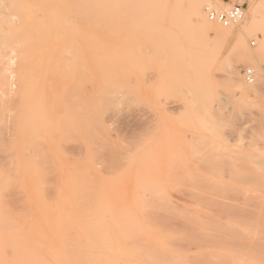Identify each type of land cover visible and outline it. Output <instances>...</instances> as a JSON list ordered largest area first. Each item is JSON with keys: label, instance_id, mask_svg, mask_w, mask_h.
<instances>
[{"label": "rangeland", "instance_id": "374dc122", "mask_svg": "<svg viewBox=\"0 0 264 264\" xmlns=\"http://www.w3.org/2000/svg\"><path fill=\"white\" fill-rule=\"evenodd\" d=\"M133 2L0 0V264H133L134 252L147 253L136 249L138 238L139 244H151L154 237L165 244V236L176 241L179 233L160 226H190L155 212L163 195L168 203L160 204L187 213L200 206L203 191L241 188L245 176L254 189L264 190V0ZM234 5L246 9L245 48L234 46L236 38L227 45L211 41L195 12L201 6L208 15ZM248 69L254 85L245 80ZM232 72L246 86V96L231 83ZM48 165L55 171L46 170ZM46 177L55 188H46ZM70 177L95 192L83 194ZM233 178L239 182L231 183ZM74 186L83 195L76 200L85 198L79 204ZM142 197V203L151 198L146 207L159 220L142 210ZM142 212L158 220L156 232ZM189 229L178 236L184 246L189 241L182 242L183 236L194 233ZM191 246L177 252L208 250Z\"/></svg>", "mask_w": 264, "mask_h": 264}, {"label": "bare ground", "instance_id": "6f19581e", "mask_svg": "<svg viewBox=\"0 0 264 264\" xmlns=\"http://www.w3.org/2000/svg\"><path fill=\"white\" fill-rule=\"evenodd\" d=\"M131 2V1H130ZM224 4H228V3H224ZM133 5L134 6H136V5H138L137 3H136V0H134V2H133ZM123 6V5H122ZM199 6V5H198ZM201 7V6H200ZM200 7H195V12H196V14H198V16H199V21H200V29L201 30H203V32H204V34L208 37V38H210V40L211 41H215V42H221L222 44H224V45H227V41H230L231 39H234V38H236L237 40H236V42H235V44H234V46H241V47H243V48H245V43H244V41L241 39L242 38V36L241 35H243L244 34V30H245V25H244V22L243 21H241V22H238V23H234V24H232V25H230L229 27H224L223 25H220V24H218V23H216V22H213V21H211L210 19H209V17H208V15H206L205 13H204V7H203V9L202 8H200ZM122 8V7H121ZM246 10V9H245ZM246 13V12H245ZM44 17H45V15H44ZM246 17V16H245ZM245 19V18H244ZM34 26H35V24H34ZM38 27V26H37ZM38 29H39V27H38ZM37 30V29H36ZM39 36L41 35V32L39 31ZM71 35V34H70ZM42 36V35H41ZM34 37V36H33ZM43 40V39H42ZM246 56L249 58V56L250 55H247L246 54ZM53 59H54V57H53ZM250 59V58H249ZM43 61V60H42ZM249 61V60H248ZM34 62V61H33ZM35 64V63H34ZM46 64V63H45ZM51 65H53V63L51 64ZM250 65V64H249ZM32 66H33V64H32ZM54 66V65H53ZM49 67V66H48ZM50 68V67H49ZM11 69V68H10ZM31 69H33V68H31ZM35 69V68H34ZM51 69V68H50ZM55 68H53V70H54ZM28 70V69H27ZM35 71H38V70H35ZM239 72V71H238ZM8 73V72H7ZM32 73V72H31ZM48 73V72H47ZM26 74H28V73H26ZM49 74V73H48ZM36 75V74H35ZM48 76V75H47ZM231 77H230V81H231V83L233 84V86L234 87H236L237 89H239L240 90V92H241V96L243 95V96H246V92L248 91L247 90V88H246V86H244L242 83H240V82H238V73L237 72H232L231 73V75H230ZM51 77V76H50ZM1 78V77H0ZM49 79V78H48ZM53 79V78H52ZM240 79H241V77H240ZM239 79V80H240ZM41 81V80H40ZM39 81V82H40ZM58 81V80H57ZM33 82V81H32ZM34 83V82H33ZM40 83H42V82H40ZM39 83V84H40ZM248 83V82H247ZM254 83V82H253ZM253 83H248V84H253ZM37 84H38V82H37ZM53 84V83H52ZM255 84V83H254ZM253 84V85H254ZM259 84V83H258ZM38 86H40V85H38ZM53 86V85H52ZM59 86V85H58ZM232 86V85H231ZM232 86V87H233ZM251 86V85H250ZM256 86H257V84H256ZM59 87H62L61 85L59 86ZM70 85H69V88L67 89V90H70ZM73 87V86H72ZM247 87H248V85H247ZM37 88H39V89H41V86L40 87H37ZM254 88V87H253ZM12 89H13V87H12ZM54 89V88H53ZM58 89H61V88H58ZM251 89V88H250ZM256 89V88H255ZM42 90V89H41ZM39 91V90H38ZM81 91V90H80ZM69 92V91H68ZM68 92H67V94H68ZM36 93H37V91H36ZM38 93H40V92H38ZM37 93V94H38ZM47 93V92H46ZM48 93H49V91H48ZM56 93H58L59 95H60V93H59V91L58 92H56ZM64 94V93H63ZM66 94V95H67ZM61 95H62V93H61ZM65 96V95H64ZM69 97V96H68ZM65 97H63V99H64ZM46 99V98H45ZM50 99V98H49ZM48 99V100H49ZM36 100V99H35ZM65 100H67V98L65 99ZM31 101H33V100H31ZM46 101V100H45ZM50 101V100H49ZM57 102V101H56ZM65 102V101H64ZM68 103V102H67ZM56 104V103H55ZM58 104H61V102H59ZM46 105V104H45ZM67 105V104H66ZM59 106V105H58ZM58 106L56 105V108L58 109ZM60 106H62V105H60ZM71 106V105H70ZM47 108V107H46ZM62 108V107H61ZM68 108H69V106H68ZM56 109V110H57ZM71 109V108H70ZM47 111V110H46ZM46 111H45V114H46ZM70 112V111H69ZM48 113V112H47ZM47 116V115H46ZM45 117V116H44ZM59 117V116H58ZM76 117H77V115H76ZM51 118H52V116H51ZM33 119V118H32ZM31 119V120H32ZM44 119H47L48 120V117H45ZM53 119V118H52ZM51 119V120H52ZM55 119V118H54ZM54 119H53V121H54ZM56 119H58V118H56ZM72 119H76V118H72ZM18 120V119H17ZM81 120V119H80ZM29 121V120H28ZM76 120H74L73 122H75ZM16 122V121H15ZM81 122V121H80ZM43 123V122H42ZM78 123H79V120H78ZM82 123V122H81ZM51 124V123H50ZM61 124H62V122H61ZM13 125H15V124H13ZM33 125H35V124H33ZM60 125V124H59ZM82 124H80V126H81ZM30 126V125H29ZM77 126V125H76ZM16 127V126H15ZM51 127H53V125H51ZM64 126L62 125V128H63ZM62 128H61V130H62ZM77 128V127H76ZM79 128V127H78ZM67 129V128H66ZM82 129H83V125H82ZM10 130V129H9ZM15 130V129H14ZM30 130V128L29 129H27L26 130V132L27 131H29ZM43 130V129H42ZM50 130V129H49ZM78 130V129H77ZM80 130V129H79ZM78 130V131H79ZM52 131V130H51ZM83 131V130H82ZM82 131H81V133H80V136H82L81 134H82ZM62 132V131H61ZM60 132V133H61ZM12 134H13V132H12ZM50 133H48V135H49ZM62 134V133H61ZM25 135H27V134H25ZM24 135V136H25ZM51 135V134H50ZM49 135V136H50ZM48 136V137H49ZM53 138V137H52ZM52 138H50V139H52ZM59 138H60V136H59ZM63 138H67V136H65V137H63ZM77 138V137H76ZM59 140V139H58ZM84 140V139H83ZM61 141V140H60ZM59 141V142H60ZM15 142V141H14ZM23 142V141H22ZM66 141H64V143H65ZM62 143H63V141H62ZM63 143V144H64ZM67 143V142H66ZM36 144V143H35ZM38 145L39 144H37V147H38ZM41 145V144H40ZM62 145V144H61ZM54 146V145H53ZM42 147H43V145H42ZM59 147V146H58ZM62 147V146H61ZM61 147H59V148H61ZM41 148V147H40ZM43 149V148H42ZM41 149V150H42ZM44 149H46L45 147H44ZM43 149V150H44ZM60 150H62V149H60ZM30 152H31V150H30ZM41 152V151H40ZM62 153L64 152V151H61ZM36 153V152H35ZM62 153H61V155H62ZM44 154V153H43ZM43 154H41V155H43ZM65 154V153H64ZM63 154V155H64ZM40 155V154H39ZM65 157L67 156V155H64ZM45 157H47L46 158V160L48 159V155L46 156L45 155ZM31 158V157H30ZM39 158V157H38ZM42 158V157H41ZM49 158H51L52 159V157H49ZM53 160V159H52ZM42 161V160H41ZM43 161H44V159H43ZM48 161H50V159L48 160ZM26 162H29V161H26ZM51 162V161H50ZM49 162V163H50ZM54 162V164H55V161H53ZM40 160H39V164H38V162H37V165H38V167H39V165H40ZM47 163V162H46ZM41 164H43V163H41ZM55 165H57V164H55ZM5 166H6V164H5ZM28 165H26L25 167H27ZM31 167H32V165H30ZM49 166L50 165H48V168L46 169V167H44V170L46 169V170H50L49 169ZM3 167V166H2ZM41 167V166H40ZM7 168V167H6ZM50 168H51V172L54 170H52V165L50 166ZM31 169V168H30ZM42 169H43V165H42ZM42 169H40L41 171H42ZM85 169V168H84ZM5 170V169H4ZM44 170H43V173H44ZM5 171H7V170H5ZM55 171V170H54ZM83 171V170H82ZM4 172V171H3ZM48 171H46L45 173V175H42V178H39L40 179V181L43 179V176H46L47 174H49V173H47ZM64 172V171H63ZM75 173H76V170L74 171ZM78 172V171H77ZM84 172V171H83ZM6 173V172H5ZM55 173V172H54ZM54 173H51L52 175H53V177L55 176L56 177V175L54 174ZM73 173V172H72ZM42 174V173H41ZM80 174V173H79ZM38 175H39V177H40V173L38 172ZM71 175V174H70ZM82 175V174H81ZM244 176V175H243ZM257 176V175H256ZM263 176V175H262ZM82 178L84 177L83 175L81 176ZM241 177V176H240ZM240 177H238V178H240ZM257 177H260V176H257ZM47 178L48 177H46V179H45V181H46V183H48V180H47ZM51 178V177H50ZM76 178H77V175H76ZM78 178H79V176H78ZM77 178V179H78ZM245 185L243 184V186L241 187V188H228V190L227 191H225V190H223V191H219V190H217V191H215V192H213V194H211V193H203V192H206V191H200V192H202V193H200L201 194V196H198V197H200V200H199V198L197 199V200H199V201H197L196 203H197V205H200L199 207L196 205V204H193V205H191L192 203L191 202H193V201H195V200H193V201H191L190 203L191 204H189V203H187V204H189L190 206H195L197 209H194V210H190V209H188L187 208V210H189V211H185V212H187V213H183L184 212V208L181 206L180 208H183V210L182 209H180V210H182V211H180V213H178V211L176 210V209H173L174 207H171V206H165L164 205V203L163 204H160L161 203V200L163 201V199H164V201H167V203H168V200L166 199V197H164V195L162 196L163 198L162 199H160L161 198V191H159V192H161L160 193V195H159V201L157 202V200L156 199H154L155 197L153 196V199L152 200H156L155 202H157V205H158V207H161V206H163V210L161 211L160 209L158 210V207H156V206H154L153 205V209H154V211L155 212H157V211H159V212H157L158 214H160V217L162 218V216L164 217L167 213L169 214V216H172V217H168V214H167V217L168 218H170V219H174L175 218V220L177 219V217H178V221H180V222H178L177 220V222H178V224H176L175 222H172V225H174L173 223H175L176 225H181L180 223H188L189 225V227H191L192 226V235H190L189 233H191V232H189L190 231V229H189V227H187L186 226V224L184 225V224H182V227H183V225H184V227H186V228H184V230L182 229V231L180 230L181 229V226L179 227L178 226V228L176 229H174L175 231H173V229L171 230V229H168V227H170V225H162V226H160L159 228L161 229V231L162 232H164L165 231V229H164V227L165 226H168L167 227V229H166V231H168V232H171V233H173V232H175L174 233V235H176V233L178 234H180V233H187L186 231H188L189 233V235L188 234H186V235H184L183 237H184V239H185V237H186V239H187V241H186V239H185V241H183L182 240V242H190L191 241V243H192V241L193 240H195V238H197L198 239V241L197 242H195L194 243V241H193V243H192V245H193V247L191 246V243H184V244H186L188 247H190L191 246V249L193 250V248H196V245L198 244V246L197 247H199L198 249L199 250H201V248L202 249H205V247H206V249H208L207 251H200V252H198V253H196V254H194V255H186V254H180V253H178L177 251H179V249H178V246L177 245H180L179 247H183L184 245H182L181 243H180V241L179 240H181L179 237H181V236H179V234H178V236H177V238L179 239H176V241H177V243H176V241L175 240H173V238H175V236L174 237H172L171 239L172 240H167L166 238H167V236H165L164 237V243L165 244H162V242H161V240H159V238L158 237H154L153 238V241L151 242L150 241V239H148L149 241H150V243L151 244H149L148 242H147V240L145 239V241H146V243H144V244H142L143 242H145L144 240H142V242H141V244H139L140 243V241H141V239H143V238H141V239H139V242H137L138 241V239L135 241L138 245H135V243H134V245L135 246H138V247H136V249L138 250V251H140V250H146V248H147V253H142V252H134V253H137L138 255H136L135 256V259H134V261H133V264H264V190H256V189H254L252 186L253 185H250V184H252V183H248V181H247V176H245ZM30 179V178H29ZM55 179V178H54ZM57 179H58V177H57ZM70 179H71V177H70ZM87 179V178H86ZM241 179V178H240ZM53 180V179H52ZM67 180V179H66ZM78 180H80V179H78ZM237 179L235 178H233V181L231 182V183H233L234 181H236ZM249 180V179H248ZM257 180H260V178L259 179H257ZM31 181V180H30ZM44 181V182H45ZM70 181V180H69ZM71 183L70 184H72V185H77V184H75L74 183V181H73V178L71 179ZM82 181V180H81ZM84 181H85V179H84ZM238 181V180H237ZM255 181V180H254ZM264 181V180H263ZM263 181H261L260 180V183H259V186L261 185V184H263L264 182ZM86 183H88V181H85ZM239 182V181H238ZM263 182V183H262ZM46 183H45V185H46ZM67 183V182H66ZM257 183V182H256ZM52 184H54V183H52ZM52 184H49L48 183V185L49 186H46V188L47 187H50V185H52ZM84 182L82 183V184H78L79 186H81L82 185V187H79L78 185V187H79V189H80V192H82L83 191V194L85 193L84 191L85 190H89L90 192L89 193H91V190H90V188L89 189H87L88 188V185H89V183L87 184V186H86V189L84 190ZM171 185V184H170ZM238 185H240V184H238ZM55 186V185H54ZM53 185L51 186V188H48V190L49 189H52V187H54ZM77 186H74L75 187V190H74V192H75V197H74V199H73V197H72V199L73 200H75V201H81V198H82V201L85 199H83V197H80L79 199H77L76 200V198L78 197V195L77 194H79V196L80 195H82V193H78V191H79V189L77 188ZM218 186V185H217ZM230 186V185H229ZM254 186H256L255 185V183H254ZM227 187V186H226ZM34 188V187H33ZM55 188V187H54ZM72 188V187H71ZM70 189V188H69ZM47 190V189H46ZM73 190V189H72ZM78 190V191H77ZM94 190H92V192H93ZM153 191V190H152ZM155 192H156V190H154ZM95 192V191H94ZM154 192V193H155ZM196 192H198V191H196ZM52 193H54V192H52ZM14 194V193H13ZM15 194H16V192H15ZM21 194H23V192H21ZM44 194H45V192H44ZM47 194H50V193H47ZM97 194V193H96ZM158 193H156V195H157ZM171 194V193H170ZM2 195H5V194H2ZM51 195V194H50ZM147 195V194H146ZM155 195V196H156ZM199 195V194H198ZM6 196V195H5ZM4 196V197H5ZM9 196V195H8ZM16 196V195H15ZM26 196V195H25ZM47 196V195H46ZM83 196V195H82ZM86 196H88L87 195V193H86ZM145 196V195H144ZM2 197V196H1ZM10 197H13V196H10ZM17 198H18V196H16ZM22 197H23V195H22ZM150 197V196H149ZM190 197H193V196H190ZM3 198V197H2ZM6 198V197H5ZM57 198V197H56ZM90 198H92V197H90ZM151 198H152V196H151ZM151 198H148L147 199V202L148 203H150V201H149V199H151ZM12 199V198H11ZM15 199V198H14ZM166 199V200H165ZM190 199V198H189ZM3 200V199H2ZM9 200V199H8ZM8 200H6V201H8ZM20 200V199H19ZM50 200H52V199H50ZM151 200V201H152ZM6 201H5V205H7L6 204ZM11 201V200H10ZM13 201V200H12ZM21 201V200H20ZM47 201H49V200H47ZM79 201H78V203L77 204H79ZM142 201H145L144 200V198L142 197V200H141V204H145L144 206H142V208L143 207H145V209H142V210H145L144 212H146V209H147V212H151L153 215H154V213H153V211H150V210H148L150 207H151V209H152V206H149V205H151L152 203H150L148 206H149V208L148 207H146L147 206V202H144V203H142ZM190 201V200H189ZM19 202V201H18ZM26 202V201H25ZM73 202V201H72ZM154 202V203H155ZM170 202V201H169ZM10 203V202H9ZM8 203V204H9ZM14 203H16V202H14ZM51 204L53 203V202H50ZM82 203V202H81ZM159 203V204H158ZM200 203V204H199ZM11 205V207L13 206L12 205V202L10 203ZM72 204V203H71ZM74 204H76V202L74 203ZM88 204H89V202H88ZM136 204V203H135ZM170 204V203H169ZM47 205H49V204H47ZM60 205V204H59ZM82 205H83V203H82ZM160 205V206H159ZM2 206V205H1ZM10 206H8L7 205V209H9V207ZM17 206V205H16ZM75 205H72V207H74ZM84 206V205H83ZM86 206V205H85ZM84 206V207H85ZM25 207V206H24ZM57 207H59L58 206V204H57ZM75 207H77V205L75 206ZM79 207V206H78ZM154 207H156V209L154 208ZM170 207V208H169ZM194 207V208H195ZM12 208H14V206L12 207ZM12 208L10 209V211L12 210ZM17 208L18 209H20L19 208V204H18V206H17ZM83 208V207H82ZM95 207H93V209H94ZM166 208H169V209H167L166 210ZM15 209V208H14ZM18 209H17V212H18ZM21 209H23V208H21ZM59 209V208H58ZM76 209V208H75ZM122 209V208H121ZM6 210V209H5ZM3 210L2 209V211H4V212H8V210ZM16 210V209H15ZM15 210H13V211H15ZM78 210V209H77ZM81 210V209H80ZM74 211L75 210H73V213H74ZM89 211H91V210H89ZM164 211V212H163ZM7 212H6V214H7ZM82 211H80V213H81ZM161 212H163V213H161ZM166 212V213H165ZM10 213H14V212H10ZM9 213V215L8 216H10V215H13V214H10ZM19 213V212H18ZM17 213V214H18ZM23 213V212H22ZM73 213H71L72 215H73ZM83 213V212H82ZM92 213V212H91ZM143 213V212H142ZM157 213H156V215H157ZM165 213V214H164ZM14 214H16V212L14 213ZM77 214V213H76ZM75 214V215H76ZM147 214H149V218H147L146 217V215L145 216H143L144 215V213L142 214V216L143 217H146L144 220H146V222H148V220H149V222L151 221V220H153L154 218L152 217L151 218V216H152V214H150V213H147ZM163 214V215H162ZM182 214H184V215H182ZM75 215H73L74 216V218H75V220H77V218L75 217ZM85 215H87V214H85ZM13 216H15L16 217V215H13ZM13 216H11V219H13V220H15L14 219V217ZM107 216V215H106ZM187 216V217H186ZM77 217L79 218L78 220H80V216H79V214L77 215ZM154 217L156 218V219H158L155 215H154ZM166 217V216H165ZM166 217V218H167ZM48 218V217H47ZM167 218V219H168ZM180 218V219H179ZM18 219V218H17ZM64 219V218H63ZM85 219H87V217H85ZM89 219V218H88ZM153 220V222L151 221L150 223L148 222V224H147V226L151 229L152 228V226H155L154 224H155V222L157 221L158 222V220ZM19 220V219H18ZM17 220V221H18ZM186 220V222H184V221ZM16 221V220H15ZM164 221V220H163ZM188 221V222H187ZM20 222V221H19ZM32 222V221H31ZM51 222H54V221H51ZM145 222V223H146ZM165 222H166V220H165ZM192 223V224H190V223ZM194 222V223H193ZM195 222H198L196 225H195V227H194V224H195ZM3 223V222H2ZM75 223H81V221H79V222H75ZM169 223V222H168ZM168 223H166V224H168ZM26 224V223H25ZM53 225H54V223H52ZM56 224V223H55ZM82 224V223H81ZM152 224V225H151ZM160 224V223H159ZM163 224H164V222H163ZM3 225H6V224H3ZM151 225V226H150ZM176 225H174V226H176ZM7 226V225H6ZM13 226V225H12ZM71 226V225H70ZM80 226V225H79ZM102 226V225H101ZM159 226V225H158ZM157 225L155 226V227H153V230L155 229V232L157 231L156 230V227H158ZM164 226V227H163ZM5 227V226H4ZM26 227V226H25ZM84 227H86V226H84ZM84 227H82V230H83V228ZM177 227V226H176ZM2 228V227H1ZM28 228V227H27ZM80 228V227H79ZM159 228H157L158 230H160ZM163 228V229H162ZM174 228V227H173ZM180 228V229H179ZM3 229V228H2ZM7 229V228H6ZM145 227H142L140 230H141V232H145ZM189 229V230H188ZM111 230V229H110ZM177 230H180V232L178 231L177 232ZM186 230V231H185ZM5 232H6V230H4ZM9 231V230H8ZM10 231H12V230H10ZM56 231V230H55ZM54 231V232H55ZM96 231V229L95 230H93L92 232L94 233ZM86 232H87V230H86ZM85 232V233H86ZM88 232H89V230H88ZM99 231H96V233H94L95 235L98 233ZM70 234V233H69ZM63 235V234H62ZM90 235H92V233L90 234ZM94 235V239L93 240H95V236ZM181 235V234H180ZM193 235L195 236L194 238H191L190 236H192L193 237ZM17 236V235H16ZM58 236V235H57ZM61 236V235H60ZM69 236V235H68ZM68 236H67V239H68ZM98 236V235H97ZM162 236V235H161ZM74 237V236H73ZM149 237V236H148ZM171 237V236H170ZM61 238V237H60ZM163 238V237H162ZM190 238V239H189ZM62 239H64V238H62ZM61 239V240H62ZM66 239V240H67ZM92 239V238H91ZM91 239H89V240H91ZM133 239V238H132ZM170 239V238H169ZM183 239V238H182ZM191 239H193V240H191ZM72 240V239H71ZM70 240V241H71ZM165 240H167L168 242H170V244H168L167 243V241L165 242ZM12 241V240H11ZM102 241V240H101ZM174 241V242H173ZM68 242V241H67ZM71 242H74V241H71ZM95 242H96V240H95ZM95 242L93 241V244H95ZM204 242V243H203ZM206 242H207V244H206ZM66 243V242H65ZM91 243H92V241H91ZM171 243H172V245H173V247H176L177 249L176 250H174L175 248H173L172 246H170L171 245ZM202 243V244H201ZM68 244V243H67ZM75 244H76V241H75ZM81 244V243H80ZM79 244V245H80ZM92 244V245H93ZM97 244H99L98 242H97ZM96 244V245H97ZM167 244V245H166ZM175 244H177L176 246H175ZM204 244H206V245H204ZM8 245V244H7ZM79 245H77V246H79ZM81 245H83V244H81ZM80 245V246H81ZM132 245V244H131ZM185 245V246H186ZM195 245V246H194ZM67 246H70V244L69 245H67ZM79 246V247H80ZM129 246V245H128ZM183 247V248H186V247ZM64 247H66V246H64ZM71 247V246H70ZM74 248L76 247V246H73ZM132 247V246H131ZM182 247L180 248V251L181 252H184V250L182 249ZM72 248V247H71ZM77 248V247H76ZM82 248V247H81ZM135 249V250H136ZM182 249V250H181ZM190 248H189V250H188V248H187V250L188 251H190L191 250ZM10 250V249H9ZM78 250V249H77ZM80 250V249H79ZM84 250V249H83ZM136 250V251H137ZM15 251V250H14ZM143 251V252H144ZM149 251V252H148ZM179 251V252H180ZM73 252V251H72ZM15 253L16 252H14V255H15ZM79 254V253H78ZM84 254V253H83ZM82 254V255H83ZM8 255V254H7ZM13 255V256H14ZM16 255H17V253H16ZM71 255H72V253H71ZM69 256V255H68ZM80 256H81V254H80ZM79 257V256H78ZM83 257V256H82ZM86 257V256H85ZM85 257H84V261H85ZM13 258H15V257H13ZM12 258V259H13ZM71 259V258H70ZM124 259V258H123ZM79 260V259H78ZM128 260V259H127ZM127 260H126V262H127ZM70 261H72V260H70ZM83 261V260H82ZM87 261H88V258H87ZM90 261V260H89ZM88 261V262H89ZM5 263V262H4ZM117 263V262H116ZM128 263H130V262H128ZM69 264H71V263H69ZM81 264H82V262H81ZM86 264V263H85Z\"/></svg>", "mask_w": 264, "mask_h": 264}, {"label": "built area", "instance_id": "2783aa9c", "mask_svg": "<svg viewBox=\"0 0 264 264\" xmlns=\"http://www.w3.org/2000/svg\"><path fill=\"white\" fill-rule=\"evenodd\" d=\"M245 7L242 5H234L228 10L223 11H210L208 10V17L211 21L216 22L224 27H229L234 23H238L244 20L246 16ZM254 45V43H252ZM245 80L248 83L255 81V74L253 70L248 69L244 73Z\"/></svg>", "mask_w": 264, "mask_h": 264}, {"label": "crops", "instance_id": "0c3cea01", "mask_svg": "<svg viewBox=\"0 0 264 264\" xmlns=\"http://www.w3.org/2000/svg\"><path fill=\"white\" fill-rule=\"evenodd\" d=\"M225 3H230V2L225 1Z\"/></svg>", "mask_w": 264, "mask_h": 264}]
</instances>
